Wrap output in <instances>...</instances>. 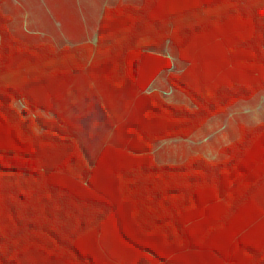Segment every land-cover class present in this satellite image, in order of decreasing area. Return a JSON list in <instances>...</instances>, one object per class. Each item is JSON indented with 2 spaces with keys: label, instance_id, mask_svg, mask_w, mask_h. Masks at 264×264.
Here are the masks:
<instances>
[{
  "label": "trees",
  "instance_id": "1",
  "mask_svg": "<svg viewBox=\"0 0 264 264\" xmlns=\"http://www.w3.org/2000/svg\"><path fill=\"white\" fill-rule=\"evenodd\" d=\"M7 1L0 264H264V124L240 123L220 162L154 160L159 143L187 140L264 92V0L120 4L105 9L96 45L61 48L15 35ZM167 45L186 65L167 83L191 108L149 92L173 69ZM88 71L107 115L122 120L92 163L58 107Z\"/></svg>",
  "mask_w": 264,
  "mask_h": 264
},
{
  "label": "rangeland",
  "instance_id": "2",
  "mask_svg": "<svg viewBox=\"0 0 264 264\" xmlns=\"http://www.w3.org/2000/svg\"><path fill=\"white\" fill-rule=\"evenodd\" d=\"M141 4L142 0H124L122 3V5L136 7ZM58 42L60 48L67 45L61 41ZM163 54L171 56L175 65V73L184 70L185 65L178 60L170 46L164 47ZM167 77L159 78L153 89L160 92L167 102L180 103L191 108V103L184 95L170 89ZM97 93L99 90L96 78L92 71H88L75 78L72 89L58 105L72 123L90 163L94 160L102 144L109 142L114 136L116 123L122 121L110 119L101 106V98L96 99L95 94ZM14 106L22 110L24 105L18 102ZM115 114L119 119H124L126 116L121 107L116 108ZM43 115L50 118L53 116ZM220 123L227 124V127L222 129ZM240 123L247 126L264 124V92L258 94L251 101L239 103L225 115L211 119L187 140L176 139L159 143L154 150L155 163L158 166H176L196 157L209 161H223L225 158L219 154V150L239 139L238 125Z\"/></svg>",
  "mask_w": 264,
  "mask_h": 264
},
{
  "label": "crops",
  "instance_id": "3",
  "mask_svg": "<svg viewBox=\"0 0 264 264\" xmlns=\"http://www.w3.org/2000/svg\"><path fill=\"white\" fill-rule=\"evenodd\" d=\"M123 2L124 0H8L3 5V12L12 18L13 33L28 43L52 42L58 46V41H61L66 46L86 43L96 45L105 9ZM173 51L177 57L176 51ZM164 55L172 60L171 56ZM174 69L173 62V69L162 73L151 85L149 92L155 91L153 88L159 78L175 73ZM220 127L224 129L227 124L220 123Z\"/></svg>",
  "mask_w": 264,
  "mask_h": 264
}]
</instances>
